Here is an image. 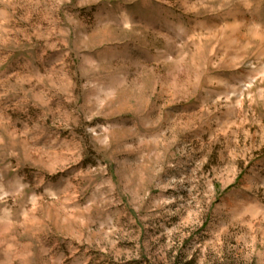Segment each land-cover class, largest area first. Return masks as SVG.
I'll return each instance as SVG.
<instances>
[{
  "label": "rangeland",
  "instance_id": "374dc122",
  "mask_svg": "<svg viewBox=\"0 0 264 264\" xmlns=\"http://www.w3.org/2000/svg\"><path fill=\"white\" fill-rule=\"evenodd\" d=\"M0 264H264V0H0Z\"/></svg>",
  "mask_w": 264,
  "mask_h": 264
}]
</instances>
